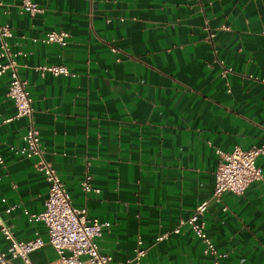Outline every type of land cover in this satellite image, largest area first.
Returning a JSON list of instances; mask_svg holds the SVG:
<instances>
[{
	"label": "crops",
	"instance_id": "0c3cea01",
	"mask_svg": "<svg viewBox=\"0 0 264 264\" xmlns=\"http://www.w3.org/2000/svg\"><path fill=\"white\" fill-rule=\"evenodd\" d=\"M33 1L43 9L31 14L22 0H0V23L11 25L6 40L28 81L45 157L74 205L111 222L97 238L101 251L122 262L141 239L147 252L137 264H213L188 223L174 230L210 198L203 217L226 253L220 264H264V181L212 197L216 149L264 142V0ZM61 29L66 44L42 40ZM52 63L72 73L38 68ZM7 84L0 76V215L20 238L47 239L35 214L48 182L36 156L12 148L25 143L28 118L16 115ZM257 163L264 173V153ZM86 173L99 190L82 188ZM9 246L0 228V247ZM30 256L59 257L49 243Z\"/></svg>",
	"mask_w": 264,
	"mask_h": 264
},
{
	"label": "built area",
	"instance_id": "2783aa9c",
	"mask_svg": "<svg viewBox=\"0 0 264 264\" xmlns=\"http://www.w3.org/2000/svg\"><path fill=\"white\" fill-rule=\"evenodd\" d=\"M43 8L33 0H22L20 10H28L31 14L41 11ZM12 35L10 23H0V76L8 75L7 94L12 97L17 107V116L28 118L27 129L23 135L25 143L19 147L12 145V148L19 149L27 156H36L35 167L41 171L48 182V195L45 199V208L35 214V217L44 221L47 227L48 238L36 234L29 239L20 238L6 223L0 215V228L4 237L9 241L7 250L0 247V264H18L15 258H21L20 264H36L33 262L30 253L44 246L51 244L57 251L59 257L55 263L48 264H137L139 258L146 254L147 247H141L142 240L138 239V247L134 258L113 263L112 255L102 252L98 243V236L102 234L105 226L110 221L101 220L97 217L91 218L87 214L86 206H76L72 203L69 190L64 181L53 167L50 160L45 157V147L40 136V131L35 124L33 117V97L28 87L27 79L19 73V62L14 51L9 46L6 37ZM69 32L61 30L48 31L43 41H58L61 44L67 43ZM37 40L38 37H33ZM113 51L116 46L111 47ZM43 73L46 71L59 73H72L65 64H43L38 66ZM231 68L225 67L223 74ZM10 119V118H7ZM216 152L221 155V160L216 169V181L212 197L220 199L224 191L242 193L246 187L256 179L264 181V173L257 163V157L264 153V142L250 147L235 145L230 151L217 148ZM91 174L86 173L82 180V188L85 191L98 187L91 184ZM210 198L202 200L193 213L187 218H181L174 227L175 231L180 230V225L188 223L196 235L204 242V252L214 255L213 264H220L219 257L226 253L219 252L213 237L206 227L203 217L208 208ZM167 233H161L157 240L164 238ZM150 264V263H147Z\"/></svg>",
	"mask_w": 264,
	"mask_h": 264
}]
</instances>
